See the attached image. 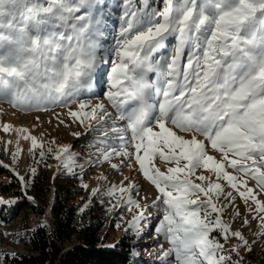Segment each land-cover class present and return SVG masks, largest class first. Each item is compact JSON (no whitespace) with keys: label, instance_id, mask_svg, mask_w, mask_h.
<instances>
[{"label":"snow or ice","instance_id":"obj_1","mask_svg":"<svg viewBox=\"0 0 264 264\" xmlns=\"http://www.w3.org/2000/svg\"><path fill=\"white\" fill-rule=\"evenodd\" d=\"M122 3L124 24L111 50L106 97L119 119L127 121L133 151L113 149L102 157L134 158L157 190L153 203L164 206L159 231L171 245L162 260L229 264L224 245L212 236L216 229L225 241H241L233 251L252 249L242 232L223 220L235 197L221 181L255 205L249 204V210L264 228V200L259 199L264 192V0H160V8L150 7L149 0L140 6L137 0ZM104 7L101 0H0V99L24 111H46L67 100L65 107L78 105L68 115L88 126L110 117L103 103L93 105L78 96L91 87L101 64L96 37L102 33L96 25ZM169 37L177 40L175 54L162 64L153 53ZM150 74H156L155 84ZM153 91L159 97L156 104L149 103ZM0 126L5 132L29 133ZM23 139L31 140L33 150L43 147L30 133ZM70 147L48 151L57 160L69 153L65 167L71 171ZM20 151L17 146L13 159ZM157 158L172 166L162 171ZM249 179L259 192L248 185ZM132 187L109 189L108 195L117 197L113 207L128 193V210L141 209L131 197ZM143 217L141 210L130 226L137 227Z\"/></svg>","mask_w":264,"mask_h":264},{"label":"rangeland","instance_id":"obj_2","mask_svg":"<svg viewBox=\"0 0 264 264\" xmlns=\"http://www.w3.org/2000/svg\"><path fill=\"white\" fill-rule=\"evenodd\" d=\"M101 3L105 7L100 17L101 22L96 25L99 32L102 33L96 37L99 45L97 54L101 59V64L93 75L91 87L81 90L78 96L79 99L90 101L93 105L103 103L111 116L100 123L92 121L91 126H88L87 122L82 125L68 115L69 108L74 111L78 105L70 104L65 107L64 105L68 103L67 100L48 105L46 111L36 109L24 111L13 107L10 101L0 99V125L10 124L14 129L26 128L43 145L42 148L33 150L31 140L23 139V135L29 133L20 134L14 130L5 132L0 126V165L9 167L19 178L23 177L24 179L20 180L23 185H27L37 171L41 151L44 152V158L50 160L51 165L58 171L62 169L70 171L65 167L67 163L65 157H69V153H64L61 160H57L54 153L48 151L49 147L58 151L60 146L70 145V160L72 161L70 172L79 173L80 178L84 180V185L88 186L87 188L84 187L85 194L78 202V221L82 222L88 208L98 203L104 209V216L107 218L106 238L109 245L115 244L123 237L133 245V258L137 263L170 264L171 257L168 258V261L161 259L162 253L171 245L166 236L159 231L160 222L164 215V206L153 203L158 194L157 190L139 171L134 158L129 160L126 157L113 154L110 160L105 161L102 157L103 152H109L113 149L115 152H123L125 150L133 151V148L130 143L131 133L127 130V121L119 119L120 113L111 106L106 97V92L110 86L108 76L112 67L111 62L114 59L111 50L115 48L116 40L124 24L122 19L123 3L122 0H101ZM141 3L142 0H137V6H140ZM112 4L118 9L110 15L106 11ZM149 4L153 8L162 7L160 0H149ZM114 20L116 23L111 24ZM176 45V38L169 37L165 41L164 47L153 53V59L160 60L162 64L168 62L167 58L175 54ZM188 52L189 50L186 49L185 61ZM162 57L164 59H161ZM149 80L155 84L156 74H150ZM158 99V95L153 91L149 96V103L156 104ZM114 128L123 131H113ZM73 133H79V135H73ZM81 136H85L86 142L83 143L79 139ZM121 136L123 139L120 138ZM17 146L21 151L13 159ZM210 154L216 155L219 159V155L214 151H210ZM113 164L118 165V167L113 168ZM155 164L162 171L172 166L159 158L155 160ZM228 170L232 171L230 168ZM201 171L198 170L197 174H200ZM204 174L210 175L207 172ZM5 179L2 178V180ZM221 183L225 184V192L232 191L235 197L234 203L225 208L223 220L231 225L233 231L242 232L252 250L248 251L247 247L241 246L238 252L233 251V248L240 245L241 241L231 237L225 241L219 229H216L212 236L224 245L223 254L230 257L229 264H245V260L249 258L251 253H260L264 250V235H262L264 228L261 227V220L257 213L249 210L251 202L246 204L234 190L226 186V182L221 181ZM133 184L135 187L131 188V197L140 203L141 209L132 207L131 211L128 210L129 206L126 203L128 193H124L123 197L119 199V206L113 207L117 204V197L109 196V189L113 186L128 188ZM248 185L259 192L255 180L249 179ZM94 191L95 194H93ZM259 199L264 200V192L259 194ZM8 201L9 199L0 197V205ZM221 202H224L223 198ZM251 207L255 208V205L251 204ZM49 209L50 207L42 215L32 214L9 225L0 221L3 249L10 253L26 252L24 239L27 233L39 225L49 224ZM141 210L144 211L143 219L137 227H131L130 222L133 216ZM237 212L239 215H236ZM214 216L215 214H213ZM245 220L248 221L247 224H245ZM26 223L30 228L25 227Z\"/></svg>","mask_w":264,"mask_h":264},{"label":"trees","instance_id":"obj_3","mask_svg":"<svg viewBox=\"0 0 264 264\" xmlns=\"http://www.w3.org/2000/svg\"><path fill=\"white\" fill-rule=\"evenodd\" d=\"M115 7L112 4L106 12L113 14L118 9ZM79 139L86 142L85 136ZM84 194V180L79 173L58 171L44 156L27 185L9 167L0 165V197L9 199L0 205L3 224L16 223L32 214L42 215L50 207L49 224L27 233L26 252L3 249L0 230V264H142L134 260V247L126 238L121 237L113 245L107 243V218L98 203L88 208L82 222L78 221V202ZM25 227L30 228L28 223ZM245 264H264V250L251 253Z\"/></svg>","mask_w":264,"mask_h":264}]
</instances>
